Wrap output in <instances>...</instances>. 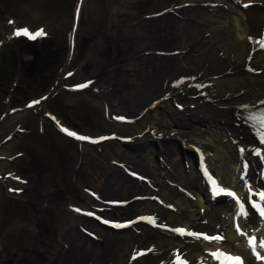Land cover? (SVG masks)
<instances>
[{
    "label": "bare ground",
    "instance_id": "6f19581e",
    "mask_svg": "<svg viewBox=\"0 0 264 264\" xmlns=\"http://www.w3.org/2000/svg\"><path fill=\"white\" fill-rule=\"evenodd\" d=\"M254 1L145 0L144 4L149 5V8L144 18L135 24L136 19L128 12L131 0L119 2L120 8L110 14L112 24L127 25L129 30L124 31L123 40L113 41L117 52L113 59L110 58L103 65L102 78L106 80L99 83V86L84 82L89 89L99 90L101 95L98 103L103 104L114 128H100L98 135H95L97 138L82 134H77V137H84L85 139L78 141L92 147H99L113 137L141 144L134 143L126 150L117 151L112 162L108 163L113 167H105L101 175L88 178L84 176L89 181L90 188L78 189L81 195L75 199L76 205L66 203L65 195L52 189L49 184L41 185L39 182V198L44 202L33 210L38 214L58 215L61 227L57 239L54 243L41 240L35 246L36 238H24L20 247L15 250L18 255L10 253L4 260L6 263L37 258L40 256L39 249L44 247L55 255L57 264H176L177 255L187 264H193L205 252H202L200 244L193 241L194 236H189L183 244L177 240L173 244L180 218L168 214L169 212L164 213L163 209L170 207L181 212L184 204L194 202L193 194H196L200 208L205 206L208 195L198 172L190 162L194 153L203 156L205 166L208 165L206 160L210 153L221 155L220 158L229 164L224 172L218 173L224 183L229 181L227 172L232 170L239 173L236 166L239 165L237 160L240 157L243 161L242 168L246 172V180L244 177L242 184L245 183L255 191L249 196V201L260 206L264 203L256 193L259 179L253 170V167H259L264 171V143L254 136L241 118L242 111L256 109L264 104V52L261 50L264 48L255 43L264 38V10H250ZM242 11L244 14L239 16ZM229 15L240 19L241 39L233 38ZM148 23L152 25L149 30L146 26ZM97 24L98 21L94 25ZM256 24L263 27L256 31ZM193 27L195 31L189 34ZM101 32L98 27L89 28L81 32L85 34L81 40L86 45L90 38H96ZM168 32L172 35L170 40L167 39ZM170 43L174 46L173 49H157V46L164 47ZM190 45L194 47L193 54H189ZM129 49L133 50L131 58L125 55ZM157 52L163 53L158 56ZM132 60L136 64H132ZM144 61L149 65L145 66ZM120 64L123 68L132 67L136 73L144 72L142 76H137L138 82L133 84L134 88L129 94L131 101H127L125 113H120L117 109L121 101L120 94L115 98L104 94L109 87L114 89L121 85L122 82L117 79L122 80V77L116 79L112 74H122L117 68ZM142 64L143 68L139 69ZM83 86V83L78 85ZM139 93L143 94V99L136 102ZM177 102L183 104L181 112L172 107ZM40 104L41 102L36 103L35 106ZM153 106L157 111L152 127L142 134L148 124L140 112ZM139 107L140 110L136 111ZM25 112H16L4 123L0 133L1 146V140L13 135L15 125L23 119ZM200 116L212 119L214 129H207L208 135L190 125L191 119H200ZM126 120L137 122L135 124L138 128L144 127L137 133L126 134L125 128L118 123ZM60 128L65 129L61 125ZM150 143L156 145L158 152V158L152 162V166L147 165L142 156V150ZM180 143L185 145V151H180ZM253 147L254 151L260 152L259 156L252 155ZM241 150L243 153L239 156ZM3 155L1 152L0 158ZM186 161L191 164L189 167ZM182 163L185 164L184 169L180 167ZM207 169L216 176L209 167ZM45 170L56 173L52 164H47ZM131 175L147 179V186L138 185ZM232 184L229 181L225 185L231 187ZM212 205L208 214L201 216L204 221L190 219L197 225L194 229L191 225H185L186 231L207 236L212 232H222L224 212L231 205ZM63 206L71 213V218L65 223V212L60 210ZM232 218L242 219L247 225L255 221L251 212L246 211L236 212ZM149 220L154 222L150 223ZM218 222L220 226L216 225ZM98 223L106 226L111 233L101 249L97 248L99 239L89 236ZM159 228L164 230L161 232ZM259 243L257 240V246ZM236 250L235 256H245L244 250Z\"/></svg>",
    "mask_w": 264,
    "mask_h": 264
},
{
    "label": "rangeland",
    "instance_id": "374dc122",
    "mask_svg": "<svg viewBox=\"0 0 264 264\" xmlns=\"http://www.w3.org/2000/svg\"><path fill=\"white\" fill-rule=\"evenodd\" d=\"M120 1L0 0V66L13 62L16 65L21 58H25L22 50L17 47L24 39L39 41L43 38H49L51 40L48 48L41 55L42 62L45 65L47 60L51 56H54V52L58 55V58L50 66H46L48 69L45 71V81L48 80L46 85L51 83L55 96L43 102L40 106L41 109L32 108L26 111L23 119L16 124L17 128L13 137L5 140L6 142L0 148V153L4 154L0 158V264H57L55 255H52L51 251L44 249V247L39 249V257L29 258L32 261L22 260L18 263H13V261L6 263L4 261L10 253L15 252L17 247H20L21 240L24 238L29 236L36 238L34 240L35 246L41 240L45 241V243H54L57 239V233L61 227L58 222V215H53L52 213L38 214L33 210L36 207H40L44 202L39 198V182L42 183L41 185L49 184L52 189H57L60 194L65 195L66 203L76 205L75 199L81 195L78 189L90 188L89 181L85 180L84 176L88 178L97 174L101 175V172L106 169L105 167H108L107 169L113 167L112 165H108V163L112 162L111 160L117 151L126 150L128 147H132L134 143L137 145L141 144V142H133L122 146L117 139L112 138L109 141L106 140L99 147H92L88 144L85 146L82 142L77 141V134L92 135L91 137L97 138L95 135H98L100 128L107 130L114 128V123L110 120L103 104L98 103V98L101 94L97 90L81 89L78 85L95 80L96 84L92 82L93 85L99 86V83L106 80V78H102L103 65L110 58L113 59L116 54L115 52H117L115 51V46H113V41L123 40L122 35L125 34L124 31L129 30V26L127 25L116 26L112 24L113 21L110 14L112 11L120 8ZM144 1L131 0L132 5L128 12L136 19L134 24L144 18V14L149 8V5H145ZM152 1L149 0V2ZM255 1L258 5H255L250 10H264V0ZM181 7L185 8V5ZM243 14L242 11V13H239V16ZM229 16L228 20L233 29V33H231L233 34V38L241 39L243 36H241L240 19L238 20V17L235 15ZM78 20L79 26L74 37V30L76 29ZM10 21L14 23L10 24ZM96 21H98V24L94 25ZM146 26L149 30L152 25L148 23ZM93 27H98L102 32L96 38H90L85 45L84 41L81 40L85 34L81 32ZM260 27L263 26L256 24V31ZM18 29H28L32 33L43 30L45 35L37 39H29L27 36L15 35ZM190 31L191 33L189 34H192L195 28L193 27ZM108 34L109 36H106ZM167 34L169 36L167 39L170 40L172 35L170 32ZM50 46L55 47V50L51 51ZM190 47L191 51L189 54H193L192 48L194 47L191 45ZM173 48L174 46L171 43L166 44L164 47L157 46V49ZM132 53L133 50L129 49L125 55H127V58H131ZM121 58L122 56L116 58V61ZM155 59L160 58L155 57ZM133 62L132 64H136L135 61ZM144 65L148 66L149 64L144 61ZM144 65H139L138 68L141 69ZM41 67L39 65V69ZM117 68L122 74H112L116 79L122 77V80L117 79L122 83L117 88L115 86L114 89L113 87H109L104 94H110L114 98L120 94L121 101H119L117 109L120 113H125L127 101H131L129 94H131L130 92L134 88L133 84L138 82L137 76H142L144 72L136 73L132 67L125 66L123 68L122 64L118 65ZM16 69L14 67L12 69L13 74L16 73L12 80L14 83L7 86L6 84H0V133L3 131L2 126L9 116H13V114H9L15 112V107H19L17 109L19 110L29 106L23 104L24 99L37 97L39 94L37 92L45 84V82H41L40 85L37 84L27 89V81L23 80L21 72H18ZM98 72L99 74L97 75ZM142 99L143 94L139 93L136 102H140ZM39 100L41 99L37 101ZM178 104L182 103L178 102ZM139 110L140 107L136 111ZM8 111L10 113L7 116L6 113ZM46 111L55 113L61 120L62 126L75 135L68 136L66 133L64 135L55 125L54 127L57 132L61 133L60 135L57 134L52 124L47 123L48 118L44 116V112ZM156 111L157 109H151L147 114L145 113L146 115L144 114L143 119L148 126L142 131V134L152 127L151 123ZM4 115L5 117L3 118ZM199 118L191 119L190 125L199 132L202 131L208 135L209 131L207 129H214V125L211 122L212 119L205 116H200ZM120 126L125 128L124 132L126 134L130 135L139 132L144 127L138 128V125L134 123H122ZM23 129L26 132L25 134L22 133ZM1 138L2 136L0 135ZM1 141L3 142V139ZM179 145L180 150L185 151V145L181 143ZM197 155L196 157L200 156ZM142 156L146 160V164L152 166V162L158 158L155 145L148 144L146 149L142 150ZM220 157L221 155L210 153L206 160L208 167L218 176L219 180L222 177L218 173L224 172L229 167L227 161ZM47 164H52L56 173L45 170ZM186 164L187 166L191 165L187 161ZM183 166L180 165L184 169ZM191 166L194 168V164ZM236 167L239 168V165ZM231 171L227 173L229 181L234 186L236 180L234 172L232 171L231 173ZM229 181L227 180L224 183L221 180L220 182L228 184ZM136 183L140 185L143 182ZM262 183L261 181L259 191L260 189L262 190L260 193L264 192V185ZM143 184L145 185L146 183ZM159 190H162V188ZM192 197L195 201L191 202V204H184L181 207V212H176L170 207H166L163 210L164 213L169 212L168 214L180 218L176 228L185 230V225H191L192 228H195L197 224L195 222L192 223L190 219L196 218L197 222H200L203 221V217L201 218V216L208 214L209 209L206 206L200 208L196 194H193ZM65 208L66 206L60 208V210L65 212L66 218L64 223L67 219L71 218V213ZM202 210L203 213H201ZM185 216L189 218L185 219ZM260 224L262 226L260 231L264 233V222L261 221ZM103 227L102 224L95 225L92 230L93 236L97 237L100 241L97 245L99 249L106 242V237L108 238L111 234L107 227ZM258 227L255 230H258ZM260 231L259 235H261ZM211 237H213L212 234ZM182 238L184 237L174 238L173 244L177 243L175 240L181 242V244H183V241L188 240V238ZM195 242L200 244L201 250L205 253H209L216 248L214 242L202 241V239ZM234 246H236V243H233ZM15 255H18L17 252H15ZM197 258L193 264H198L199 261L209 262V260L210 264H214V261L209 256L200 255Z\"/></svg>",
    "mask_w": 264,
    "mask_h": 264
},
{
    "label": "snow or ice",
    "instance_id": "6c2138e0",
    "mask_svg": "<svg viewBox=\"0 0 264 264\" xmlns=\"http://www.w3.org/2000/svg\"><path fill=\"white\" fill-rule=\"evenodd\" d=\"M9 23L11 24V23H14V22L10 21ZM15 35H17V36L23 35V36H27L29 39H37V38H40V37L44 36L45 33H44L43 30H38L36 33H32L28 29H18L16 31ZM255 43L259 44V46L261 48H264V38H262V39H260L258 41H255ZM86 86L87 85H84L83 87H86ZM260 123H261V127H264V117L261 118ZM62 130L67 132V130H65V129H62ZM67 134L70 135V136L71 135H75L74 133H71V132H67ZM77 139H85V138L78 136ZM262 142H264V137H262ZM227 195L233 196L235 198L233 193L229 192V193H227ZM259 198H260L261 201H264V192L259 194ZM253 207H259V206L254 204ZM260 215L262 217H264V208L260 209ZM148 222L153 223L154 221L149 220ZM176 231L180 235L194 236L197 239L202 238V239H204V240H206L208 242H222V240H223V237H221V236L209 237V236H206V235H203V234L189 233V232H186L183 229H177ZM248 246L252 250L253 254L256 256L257 260L264 261V256H262L257 251V241L255 240L254 237L250 238L248 240ZM259 248L260 249H264V241H261L259 243ZM211 255L213 256V258L215 260H217L218 264H243L242 258L239 257V256H231L229 254H226V253H223V252H220V251H217L215 253H211ZM176 264H187V262L184 261L179 255H177Z\"/></svg>",
    "mask_w": 264,
    "mask_h": 264
},
{
    "label": "trees",
    "instance_id": "16d2710c",
    "mask_svg": "<svg viewBox=\"0 0 264 264\" xmlns=\"http://www.w3.org/2000/svg\"><path fill=\"white\" fill-rule=\"evenodd\" d=\"M22 47L25 49V51H27V53H31L33 56H36V50H37V47H38L37 45H35V44H23ZM40 48H43V46L41 45ZM35 61H36V57H35L34 60H33L32 62H30L28 65H29V66L34 65ZM0 76H1L2 78H6V77L8 76V71H5V74H0ZM30 76H31V75H29V76L27 77L28 80H30ZM40 78H41V77H40L38 74L35 73V81H38V79H40ZM29 85L32 86L33 83L30 81V82H29Z\"/></svg>",
    "mask_w": 264,
    "mask_h": 264
}]
</instances>
